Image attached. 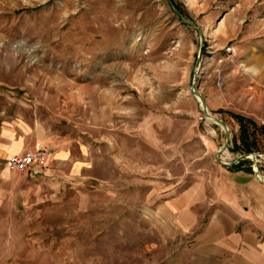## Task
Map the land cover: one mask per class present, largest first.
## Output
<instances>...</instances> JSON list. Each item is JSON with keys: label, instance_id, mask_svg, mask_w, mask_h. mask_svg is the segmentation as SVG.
I'll use <instances>...</instances> for the list:
<instances>
[{"label": "rangeland", "instance_id": "rangeland-1", "mask_svg": "<svg viewBox=\"0 0 264 264\" xmlns=\"http://www.w3.org/2000/svg\"><path fill=\"white\" fill-rule=\"evenodd\" d=\"M193 82L230 162L234 114L264 131V0H0V264H264ZM24 147L44 164L8 169Z\"/></svg>", "mask_w": 264, "mask_h": 264}, {"label": "crops", "instance_id": "crops-1", "mask_svg": "<svg viewBox=\"0 0 264 264\" xmlns=\"http://www.w3.org/2000/svg\"><path fill=\"white\" fill-rule=\"evenodd\" d=\"M23 149H25V147L13 153L20 152ZM237 163L238 162L235 164ZM240 163H243L241 159L238 164ZM230 166L228 169L232 171L231 178L233 180V190H235V194L240 195L245 203L248 204V208L243 210L241 209V203L234 201L233 210L237 211L238 208H240L242 210L241 215L243 216V220L246 221L248 225L251 223L257 226L264 234V186L251 174V172L246 171V169L240 167L242 170H235L230 168ZM231 215L234 217H231ZM237 219L239 218L235 216L234 212H223L216 209L210 215V226L212 230L219 231V235L223 233L228 235ZM244 230L243 239L246 240V242H244V246L242 245V247L244 248V251H246L245 255L248 256L247 262H249V260L254 263L264 262V238H255L249 229L245 228ZM226 246H229L228 241Z\"/></svg>", "mask_w": 264, "mask_h": 264}, {"label": "built area", "instance_id": "built-area-1", "mask_svg": "<svg viewBox=\"0 0 264 264\" xmlns=\"http://www.w3.org/2000/svg\"><path fill=\"white\" fill-rule=\"evenodd\" d=\"M256 160H259L260 153L255 152ZM46 152L44 149L35 148L33 150L22 153H13L6 157L5 165L8 169L27 171L32 166H40L44 164ZM252 159V157L249 155Z\"/></svg>", "mask_w": 264, "mask_h": 264}, {"label": "water", "instance_id": "water-1", "mask_svg": "<svg viewBox=\"0 0 264 264\" xmlns=\"http://www.w3.org/2000/svg\"><path fill=\"white\" fill-rule=\"evenodd\" d=\"M199 62V57H197L196 61H195V65H197V63ZM192 90L194 91V93L200 98L201 100V106H202V110L203 112L205 113V116L206 117H210L212 119V122H215V123H218L224 130H225V141L223 143V145L221 146V148L218 149L217 153H216V160L220 163V164H223V165H231L234 161H237V158L238 157H248L249 155L252 157V160L253 162L255 163V165H253V173L255 175V178L261 183L264 185V180L262 179V176L261 174L259 173V170L258 168L256 167V156H255V152H243V153H240L235 159L231 160L230 162H226V161H223L219 158V155L222 151H224L226 148H227V145L229 144V138H230V132H229V129L225 123L224 120H222L221 118L211 114L208 109H207V106L205 104V100L203 99V97L194 90V82L192 83Z\"/></svg>", "mask_w": 264, "mask_h": 264}, {"label": "trees", "instance_id": "trees-1", "mask_svg": "<svg viewBox=\"0 0 264 264\" xmlns=\"http://www.w3.org/2000/svg\"><path fill=\"white\" fill-rule=\"evenodd\" d=\"M234 118H236V120L239 123V131H238V137L237 140L234 139L233 140V146H232V150L233 151H240V152H251L253 150V146H255L256 143V136L255 133L256 131L259 132H264L262 129L261 130H257V128L253 129V130H249L248 128H246L245 124H244V120L241 116L238 115H233ZM264 129V128H263ZM243 160V159H241ZM240 162V160L238 161V163ZM232 164L230 166V168L232 169H241L239 168V165L241 164ZM246 171L252 172L251 168L247 167Z\"/></svg>", "mask_w": 264, "mask_h": 264}, {"label": "bare ground", "instance_id": "bare-ground-1", "mask_svg": "<svg viewBox=\"0 0 264 264\" xmlns=\"http://www.w3.org/2000/svg\"><path fill=\"white\" fill-rule=\"evenodd\" d=\"M112 18H114V16H111ZM99 19H102V17H100ZM99 19H96V21L97 22H99V21H101V20H99ZM104 19V18H103ZM106 24L105 25H102V27H101V30H102V32H103V34H105V32L107 31V29L109 28L110 30L113 28V26H112V24L110 23V22H108V19H106ZM55 76V75H54ZM53 78V77H52ZM59 80V79H58ZM90 87V86H89ZM83 88V87H82ZM92 88V87H91ZM110 88V87H109ZM86 89V88H85ZM94 89V88H93ZM109 91V90H108ZM85 92H87V91H85ZM92 92V91H91ZM94 95V94H93ZM92 95V96H93ZM79 96V95H78ZM78 96H77V99H78ZM103 96V95H102ZM106 97V96H105ZM100 98H102V97H100ZM104 98V97H103ZM109 98H111V97H109ZM93 99H94V97H93ZM108 99V98H107ZM112 99V98H111ZM90 100H91V98H90ZM92 101V100H91ZM109 101V100H108ZM110 101H112V100H110ZM110 103V102H109ZM108 104V103H107ZM111 104H109V106H110ZM207 119L209 120V121H212V119L210 118V117H207ZM50 150V149H49ZM51 157V156H50Z\"/></svg>", "mask_w": 264, "mask_h": 264}]
</instances>
